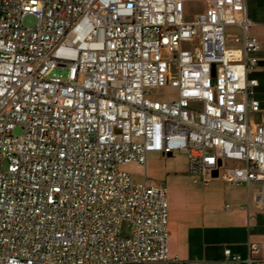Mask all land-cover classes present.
<instances>
[{
	"label": "built area",
	"instance_id": "built-area-1",
	"mask_svg": "<svg viewBox=\"0 0 264 264\" xmlns=\"http://www.w3.org/2000/svg\"><path fill=\"white\" fill-rule=\"evenodd\" d=\"M247 1L0 0V264H214L170 255L166 186L121 167L179 152L197 183L264 187Z\"/></svg>",
	"mask_w": 264,
	"mask_h": 264
},
{
	"label": "crops",
	"instance_id": "crops-1",
	"mask_svg": "<svg viewBox=\"0 0 264 264\" xmlns=\"http://www.w3.org/2000/svg\"><path fill=\"white\" fill-rule=\"evenodd\" d=\"M247 16L252 23L249 34L259 42L257 66L250 74L258 80L255 97L261 112L253 115L252 120L259 121L264 118V0H248ZM227 32L239 35L241 30L228 27ZM173 155L149 153L147 159L149 156L167 159ZM186 173L188 176L166 174L171 183L170 189L166 187L170 255L224 264V249L245 257L249 245L256 244L258 249L253 255L264 261V187L259 183L249 189L236 187L216 176L207 184L197 183L188 173L187 165Z\"/></svg>",
	"mask_w": 264,
	"mask_h": 264
},
{
	"label": "rangeland",
	"instance_id": "rangeland-1",
	"mask_svg": "<svg viewBox=\"0 0 264 264\" xmlns=\"http://www.w3.org/2000/svg\"><path fill=\"white\" fill-rule=\"evenodd\" d=\"M202 8V3L197 1H187L184 3V18L191 19L194 14L199 12ZM23 26L32 28L37 24L36 19L33 16H25L22 21ZM233 31V29H231ZM67 74V69L58 67L53 70L52 76H59L65 78ZM149 98L158 101H170L176 98V90L171 86H163L159 89L153 90V93ZM12 135L14 137H19L22 135L21 127H15L12 130ZM187 156L184 153H175L172 158L161 159V158H151L147 159L145 167H141L136 164H127L121 167V170L126 171L131 175L134 181L142 182L146 181L147 184H153L156 182H162L164 185L170 189V180L166 177L167 173L173 175L176 173L182 176H188L186 173ZM145 178V180H144Z\"/></svg>",
	"mask_w": 264,
	"mask_h": 264
},
{
	"label": "water",
	"instance_id": "water-1",
	"mask_svg": "<svg viewBox=\"0 0 264 264\" xmlns=\"http://www.w3.org/2000/svg\"><path fill=\"white\" fill-rule=\"evenodd\" d=\"M217 175V173H214V176H216Z\"/></svg>",
	"mask_w": 264,
	"mask_h": 264
}]
</instances>
